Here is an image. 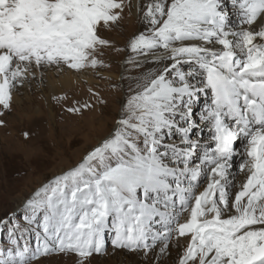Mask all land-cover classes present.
<instances>
[{
	"label": "snow or ice",
	"instance_id": "obj_1",
	"mask_svg": "<svg viewBox=\"0 0 264 264\" xmlns=\"http://www.w3.org/2000/svg\"><path fill=\"white\" fill-rule=\"evenodd\" d=\"M230 3L235 20L226 0L137 3L148 27L127 47L170 63L136 78L114 133L25 201L24 223L42 215L44 242L21 249L11 238L15 247L0 252V264L68 252L83 264L104 252L109 218L114 249L147 254L163 241V254L175 234L188 240L178 264H264V23L255 29L264 0ZM126 6L130 0H0V105L10 107L11 89L33 66L103 65L98 56L110 42L99 31L118 22ZM185 64L195 67L185 72ZM197 72L203 79L193 84ZM206 89L211 103L199 119L211 124V145L190 137L198 126L195 99ZM238 139L246 140L239 164L246 179L233 197L230 161ZM194 154L199 163H192ZM202 175L207 184L197 193ZM182 213L187 218L179 222ZM12 222L21 227L14 215Z\"/></svg>",
	"mask_w": 264,
	"mask_h": 264
},
{
	"label": "rangeland",
	"instance_id": "obj_2",
	"mask_svg": "<svg viewBox=\"0 0 264 264\" xmlns=\"http://www.w3.org/2000/svg\"><path fill=\"white\" fill-rule=\"evenodd\" d=\"M125 10L128 14L127 6ZM140 14L142 17V12ZM122 20L99 31V35L107 39L110 45L104 47L101 50L102 55L98 56L103 65L85 68L102 73L94 76L96 82L84 83V86L71 92L46 96L47 87L42 84L40 78L48 67L55 65H43L40 68L33 66L30 77H26L22 83L15 84L11 89L10 107L4 109L0 105V120L3 121V124H0V221L9 218L8 224L0 223V252L6 253L9 247H15L11 244V238L18 241L21 249L25 246L35 249L39 243L44 242L43 231L39 227L42 215L37 223L32 225L24 223L25 201L56 175L80 163L99 138L111 133L119 119L122 103L134 90L135 69L131 66L126 68L123 84L110 75L118 71V63L123 58L140 57L127 45L133 35L141 32L140 20H134L131 32L124 27L131 25L129 17L122 16ZM138 69L140 70V67ZM211 98L210 91L206 96V102L211 103ZM84 103L92 107L82 108L79 113L67 111L70 107ZM177 139L178 136L171 137L172 141ZM244 144L246 140L236 145L235 148L239 151L234 153L230 162L238 164L243 162ZM206 180L207 176L202 175L197 188L205 185ZM12 215L21 225L20 228H14ZM183 218L180 217L179 222H182ZM114 235L109 218V229L105 231L103 237L104 252H94L83 261V264H170L168 258L171 255L169 256L167 251L163 256H158L155 248L147 254L143 249L138 251L114 249L112 245ZM175 240L176 236L173 234L168 241V248ZM47 242L52 243L51 240ZM157 244L163 245V241ZM176 246L182 254L187 242L180 240ZM79 261L80 257L76 253L68 252L42 256L31 264H79Z\"/></svg>",
	"mask_w": 264,
	"mask_h": 264
},
{
	"label": "bare ground",
	"instance_id": "obj_3",
	"mask_svg": "<svg viewBox=\"0 0 264 264\" xmlns=\"http://www.w3.org/2000/svg\"><path fill=\"white\" fill-rule=\"evenodd\" d=\"M148 2H149V0H131L130 3L132 6H131V8H128V12H129L128 14L125 10L126 9V7H125V9L122 13V16L123 17L128 16L130 23H131L130 26L124 25L126 30L131 32V30L133 29L132 26H133L135 19H138L141 22V24L139 25L141 32L144 31L148 27V25H146L145 23H142V21L140 19L141 18V14H140L141 12L137 11V3H139L140 5L143 6V5H146ZM226 4H227V8H228L229 12L231 13V19L235 20L236 16L234 14V10L231 8L230 0H226ZM137 16H138V18H137ZM121 20H122V18H121ZM261 23H264V20H260L258 18V22L255 25L256 30H259ZM123 24H124V22H123ZM257 42H261V41H259V39H258ZM160 51H162V50H160ZM137 63H139L140 70L138 69L139 67H137ZM167 63H170V61H164L162 63H156L152 60L151 56H149L147 58V60L143 56H140V57H137L134 59H129V58L125 57L121 61H119L118 71L115 74H111L110 76L112 78H115L118 82L122 83V82H124L123 79L125 76L126 68L128 66H131L132 68L135 69L134 70L135 74L133 76H134V82H135L134 84H136V78L142 76L143 73H145L149 70L158 68V67H163ZM194 67H195L194 65L190 66V65L185 64L182 66V70L185 72H188V71H192ZM98 74H102V73L93 72L90 69L74 70V69H70L68 67H63V66H60V67L54 66V67H48L47 71L43 73V75L41 76L40 79L42 81V84L47 87V92H46L47 95L46 96H49L52 94L74 91L78 87L84 86L83 85L84 83L93 84L94 82H96V79L94 76L98 75ZM27 77H30V76L27 75ZM202 79H203L202 74L197 72L196 79L191 80L190 82L195 84V83H198ZM134 89H135V85H134ZM208 93H210V90L206 89L205 91L200 92L195 99L194 113H195V120H196V123L198 126L192 129V131L190 132V137L194 140H199L201 142V144H204L205 142H207L208 144L211 145L212 144V141H211V124L209 122L200 121V119H199V113L201 112V110L205 107L206 104H210V103L206 102V96ZM115 127H116V123L114 124V126L111 130V133H108L107 135L103 136L102 138H99L97 140V142L95 143V145L91 147L90 151L94 147L99 146L102 143L104 138H106V137L110 136L112 133H114ZM179 139L174 140V141L179 142ZM241 141H244V140L238 139L237 141H235L234 147H236V145L238 143H240ZM203 150L204 149L201 148L199 155H202ZM194 157L195 158L192 160V163L193 164L199 163L198 155L194 154ZM231 164H232V169H231V175H230L229 179L232 180L233 185H234L233 188L231 189L233 197H234L235 192L239 190L242 182L246 179V174L244 172H241V170L239 169L238 163L231 162ZM206 184H207V180L205 181V185H203L199 189L196 188V192L198 193V192L202 191L204 189V187L206 186ZM180 217H182V218L184 217L182 219V222H184V220L187 218V213H182ZM160 231H163V229ZM180 240H182V241L186 240V242H188L186 238L185 239L184 238H179V239L176 238L175 242H173V245L166 250L168 252L167 254L169 256L171 255L168 258L170 260L169 261L170 264H178L181 252L178 250V247L176 246V244L178 245V242ZM161 247H163V245L156 244L153 246V248L156 249L158 256H160V255L163 256V254H160V248ZM164 256H166V255H164ZM163 259L165 260L164 257H163Z\"/></svg>",
	"mask_w": 264,
	"mask_h": 264
}]
</instances>
